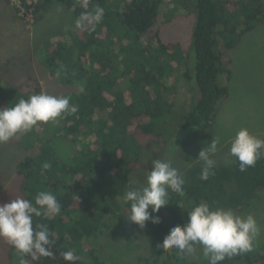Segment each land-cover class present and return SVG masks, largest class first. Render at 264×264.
<instances>
[{"label": "trees", "instance_id": "1", "mask_svg": "<svg viewBox=\"0 0 264 264\" xmlns=\"http://www.w3.org/2000/svg\"><path fill=\"white\" fill-rule=\"evenodd\" d=\"M19 1L23 8L27 6L26 0ZM39 1L36 22L43 5V12L59 6L73 23L67 33L45 39L42 51L35 49L37 59L28 49L29 68L18 78L0 68V107L43 92L69 97L77 110L58 124H41L0 144V204L17 197L34 203L40 191L52 192L61 204L58 215L33 217L34 228L47 224L53 233L55 258L34 262L26 257L28 264H68L61 255L68 250L79 256L76 264H104L92 241L117 225L139 227L126 219L130 204L123 196L130 183L136 186L137 167L150 153L145 146L157 141L159 131L172 119L179 96L187 93L191 108L179 128L195 129L200 140L210 137L216 114L229 95V52L245 34L264 25V4L196 0L192 10L190 0L186 6L184 0H166L167 5L165 0H88L87 8L84 0ZM2 3L12 10L0 0L1 11L6 9ZM169 5L194 16L192 67L179 42L160 40L159 27L165 23L159 21L160 11ZM96 6L104 9L103 21L92 31L77 29L80 15L94 12ZM16 13L17 9L12 15ZM54 139L70 145L71 152L61 154ZM11 151L17 154L13 159L8 158ZM44 162L51 168L41 175ZM201 170V161L187 166L182 174L184 195L170 190L169 204L152 213L160 223L147 221L143 228L148 255L142 257L146 248L132 264H196L188 262L184 252L158 247L173 227L188 222L193 207L204 202L213 210L242 213L261 200L264 156L243 172L236 157L228 165H215L207 181L200 179ZM18 260L17 251L4 241L0 264H18ZM220 264H264V247Z\"/></svg>", "mask_w": 264, "mask_h": 264}, {"label": "rangeland", "instance_id": "2", "mask_svg": "<svg viewBox=\"0 0 264 264\" xmlns=\"http://www.w3.org/2000/svg\"><path fill=\"white\" fill-rule=\"evenodd\" d=\"M5 1L12 10L7 9L2 3L6 9L0 10V68L10 70V75L18 78L20 73H25L29 68V65H26L27 50H32V57L37 59L38 53L35 49L42 51L41 47L45 39L67 33L73 22L59 6L49 7L48 11L43 12V5H41L40 15L36 22L37 6L41 1L26 0L27 6L24 8L19 0ZM187 1L184 0L183 5L186 6ZM233 1L243 2V5L251 2L250 0ZM259 1L264 4V0ZM195 2L196 0L189 1V7L192 10ZM165 4L167 5L166 0ZM178 5L180 4L177 3L174 6ZM163 7L159 21L165 23L159 27L160 40L165 44L179 42L183 55L185 51L189 53L188 57L192 67L194 56L190 43L194 16L183 9L175 11L172 5L168 8ZM15 9L18 13L14 17L12 14ZM34 23H36L35 27ZM229 59L231 60V66H229L231 76L228 80L230 81L229 95L216 114L210 137L200 140L195 136V129L181 130L179 128L182 116L191 108L189 93L179 96L180 101L174 109L171 121L159 131L157 141L144 148L150 153L143 155L137 167L136 187L146 186L148 171H151L152 161L155 159H167L171 166L178 169L182 175L187 166L196 162L199 152L210 145L214 138L218 140L217 151L212 156V159H216V166L228 165L235 158L230 155V147L239 130L247 129L259 139L264 138V25L245 34L238 46L229 52ZM36 74L41 79L38 71ZM54 142L61 154L67 155L71 152L70 145L66 143L62 145V141L56 139ZM0 154H2L1 149ZM16 155V151L8 152V158L13 159ZM260 196L261 200L254 202L249 210L242 213L234 212L244 218L248 215L253 216L261 229L260 235L254 242L253 250L248 252L249 254L255 253L259 247H264V192ZM92 242L104 264H132L136 260V255L143 253L146 248L147 251L142 257L147 256L149 252V243L144 236V229L127 224L117 225L103 231ZM3 247L4 240L0 239V253ZM184 254L191 263L204 264L207 259L200 246L196 247L193 254L186 252Z\"/></svg>", "mask_w": 264, "mask_h": 264}, {"label": "clouds", "instance_id": "3", "mask_svg": "<svg viewBox=\"0 0 264 264\" xmlns=\"http://www.w3.org/2000/svg\"><path fill=\"white\" fill-rule=\"evenodd\" d=\"M85 8L88 0H84ZM104 9L96 6L94 12H83L76 20V28H87L89 31L103 21ZM60 76V72L56 73ZM83 91V89H81ZM77 109L70 105L67 96H54L47 93L35 94L27 99H19L12 106L0 107V144L9 142L18 134L30 133L41 124H58L66 114ZM218 140L199 152L196 161L202 162L200 179L207 181L214 174L215 161L211 154L217 151ZM230 155L239 161V170L255 166L258 159L264 156V140L251 134L247 129L239 130L230 147ZM51 168L44 162L41 175ZM184 179L179 170L172 167L167 159L152 161L148 171L146 186L136 187L129 184L123 200L130 204L127 220L141 229L147 221L159 224L160 219L152 213L168 205L169 190L180 196L184 195ZM151 209V213L149 212ZM61 212V204L56 196L49 191H40L31 200L17 197L8 203L0 204V239L6 241L19 254L18 264H28V259L38 262L43 258L53 259V247L56 240L52 239L47 224L33 227V217H49ZM260 227L256 219L248 215L246 218L236 215L232 210L217 208L213 210L207 203L201 202L188 212V222L183 226H175L158 247L164 252L176 249L180 252L193 254L197 246L202 247L203 255L208 264H220L226 258L248 253L260 235ZM68 264H76L80 259L74 250L61 253Z\"/></svg>", "mask_w": 264, "mask_h": 264}]
</instances>
